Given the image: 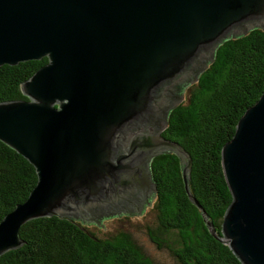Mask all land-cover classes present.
I'll use <instances>...</instances> for the list:
<instances>
[{
	"label": "water",
	"instance_id": "obj_1",
	"mask_svg": "<svg viewBox=\"0 0 264 264\" xmlns=\"http://www.w3.org/2000/svg\"><path fill=\"white\" fill-rule=\"evenodd\" d=\"M255 29L264 0H0V67L47 59L20 84L26 100L0 102V142L37 177L0 221V256L25 244L32 220L105 230L141 216L156 194L152 160L173 154L210 234L241 264H264V92L221 149L232 201L220 236L190 193V155L161 136L218 47Z\"/></svg>",
	"mask_w": 264,
	"mask_h": 264
},
{
	"label": "trees",
	"instance_id": "obj_2",
	"mask_svg": "<svg viewBox=\"0 0 264 264\" xmlns=\"http://www.w3.org/2000/svg\"><path fill=\"white\" fill-rule=\"evenodd\" d=\"M46 64L43 58L1 66L0 102L26 100L20 84ZM263 92L264 31L255 29L218 47L214 61L170 112L162 133L190 155L189 190L217 236L232 201L222 172L221 149ZM150 168L156 183L152 208L156 224L147 228V235L156 248L167 251L177 264H241L210 234L201 210L188 199L178 158L158 155ZM36 181L34 168L0 142V221L27 199ZM75 222L88 235L57 217L27 222L19 230L25 244L0 256V264H157L130 233L118 231L100 238Z\"/></svg>",
	"mask_w": 264,
	"mask_h": 264
},
{
	"label": "rangeland",
	"instance_id": "obj_3",
	"mask_svg": "<svg viewBox=\"0 0 264 264\" xmlns=\"http://www.w3.org/2000/svg\"><path fill=\"white\" fill-rule=\"evenodd\" d=\"M101 224L104 225L105 230L95 225L85 226L100 238L115 234L118 231L130 233L143 252L157 264H177L167 251L158 250L148 238L147 228L154 227L156 224L155 213L150 208H147L141 216H132V218L121 216L120 218L102 220Z\"/></svg>",
	"mask_w": 264,
	"mask_h": 264
},
{
	"label": "flooded vegetation",
	"instance_id": "obj_4",
	"mask_svg": "<svg viewBox=\"0 0 264 264\" xmlns=\"http://www.w3.org/2000/svg\"><path fill=\"white\" fill-rule=\"evenodd\" d=\"M187 89V88H186ZM185 93H186V90H185V92H184V95H183V100L185 99ZM182 100V101H183ZM181 101V102H182ZM166 129V128H165ZM164 132V131H163ZM162 132V133H163ZM162 133H161V136H162ZM163 137V136H162ZM164 138V137H163ZM151 166V165H150ZM150 171H151V168H150ZM151 176H152V172H151ZM152 179H153V177H152ZM156 195V194H155ZM154 201H155V198L153 199V202H151V206L150 207H145V210L147 209V208H150L151 210H152V208H153V204H154ZM121 217V216H120ZM123 217H126V215H123ZM114 218H118V217H114Z\"/></svg>",
	"mask_w": 264,
	"mask_h": 264
}]
</instances>
